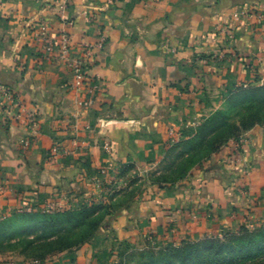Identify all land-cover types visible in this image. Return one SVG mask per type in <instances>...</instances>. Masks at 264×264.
<instances>
[{
  "label": "crops",
  "instance_id": "crops-1",
  "mask_svg": "<svg viewBox=\"0 0 264 264\" xmlns=\"http://www.w3.org/2000/svg\"><path fill=\"white\" fill-rule=\"evenodd\" d=\"M44 31L56 47L67 39L72 59L93 48L80 86L44 57ZM259 84L264 0H0V91L14 97L0 95V221L86 206L130 167L163 164L184 129ZM262 222L264 128L256 127L188 182L147 188L86 247L99 257L132 229L181 241Z\"/></svg>",
  "mask_w": 264,
  "mask_h": 264
},
{
  "label": "rangeland",
  "instance_id": "rangeland-1",
  "mask_svg": "<svg viewBox=\"0 0 264 264\" xmlns=\"http://www.w3.org/2000/svg\"><path fill=\"white\" fill-rule=\"evenodd\" d=\"M212 108L196 126L187 127L173 140L163 164L147 170L130 167L86 206L23 212L0 221V264H139L149 256L176 250L182 241H208L191 235L181 241H164V236L143 237L132 229L125 237L114 236L116 246L105 255L91 257L86 247L119 208L134 205L147 188H172L188 182L194 170L215 162L238 138L256 127L264 128V85L233 91L219 107ZM260 227L245 229L251 233ZM251 249L254 255L259 253ZM225 259L222 264H234Z\"/></svg>",
  "mask_w": 264,
  "mask_h": 264
},
{
  "label": "trees",
  "instance_id": "trees-1",
  "mask_svg": "<svg viewBox=\"0 0 264 264\" xmlns=\"http://www.w3.org/2000/svg\"><path fill=\"white\" fill-rule=\"evenodd\" d=\"M260 225L255 232L248 233L245 228H241L237 233L206 239L208 241L205 243L182 241L176 250L149 256L139 264H222L225 263L226 256L234 261V264H264V222ZM251 248H255L259 253L254 255L255 251ZM237 253L241 255L237 256Z\"/></svg>",
  "mask_w": 264,
  "mask_h": 264
},
{
  "label": "built area",
  "instance_id": "built-area-1",
  "mask_svg": "<svg viewBox=\"0 0 264 264\" xmlns=\"http://www.w3.org/2000/svg\"><path fill=\"white\" fill-rule=\"evenodd\" d=\"M38 38L43 41V54L44 57L50 60L55 65H65L70 69L74 74L77 86H80L81 83L86 80L84 74L86 65L93 58V48L91 46H86L84 50L83 58L81 59H72L69 56L68 40L65 39L60 46H55L48 38L47 32H41L38 35ZM104 39L101 38L99 46L102 45ZM96 84L92 87V90H96ZM0 95L3 99L8 102H13V94L8 89H2ZM32 121V119H31ZM105 149L108 150L109 146L106 144Z\"/></svg>",
  "mask_w": 264,
  "mask_h": 264
}]
</instances>
